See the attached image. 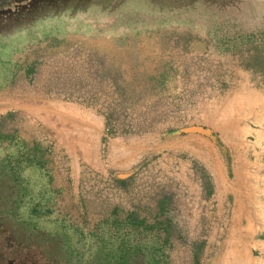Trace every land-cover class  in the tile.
Returning a JSON list of instances; mask_svg holds the SVG:
<instances>
[{
    "label": "rangeland",
    "instance_id": "1",
    "mask_svg": "<svg viewBox=\"0 0 264 264\" xmlns=\"http://www.w3.org/2000/svg\"><path fill=\"white\" fill-rule=\"evenodd\" d=\"M222 1L73 0L0 31V219L18 238L56 264H222L234 222L264 264V0Z\"/></svg>",
    "mask_w": 264,
    "mask_h": 264
},
{
    "label": "flooded vegetation",
    "instance_id": "2",
    "mask_svg": "<svg viewBox=\"0 0 264 264\" xmlns=\"http://www.w3.org/2000/svg\"><path fill=\"white\" fill-rule=\"evenodd\" d=\"M73 0H0V31H9L15 25L31 21L36 14L43 17L47 10L67 7ZM86 0H75L81 6ZM209 2L211 0H208ZM222 1V5L237 4L238 1ZM48 12V13H47ZM41 17V16H40ZM11 219H0V264H56V261L42 255L40 239L26 241L25 236H16ZM32 241V242H31ZM56 246V245H55Z\"/></svg>",
    "mask_w": 264,
    "mask_h": 264
},
{
    "label": "bare ground",
    "instance_id": "3",
    "mask_svg": "<svg viewBox=\"0 0 264 264\" xmlns=\"http://www.w3.org/2000/svg\"><path fill=\"white\" fill-rule=\"evenodd\" d=\"M250 99H251V101L254 100L255 102H257L259 100V97L257 95H255V96H251ZM232 104L233 103H230V104L228 103V105L222 106L211 119V123L215 127L219 128L222 132H225V130H227L231 119L234 117L235 111L230 109L232 107ZM52 107L57 109V110L68 112V113H78V114L86 113L84 111H80L79 109H77L73 106L62 107V105L57 104V103L52 104ZM227 132H228V130H227ZM206 149H208V148H206ZM209 149H210V147H209ZM222 175L223 174H221V172L219 170L217 173V177L219 179L218 181L224 185L225 176L224 175L222 176ZM240 201H241V198L239 199L238 197L235 200L236 208H237L236 213H239V215L245 209L244 206L240 203ZM235 224H237V223L233 222L231 229L228 231V234H227V240L228 241H227V246H226V252H224L223 259H222L221 263L222 264H251V261H250L251 258L250 257H249L250 259L248 258V254L246 252V246L244 247V244L241 242L244 239L243 234L241 233V231H239L240 230L239 226H236Z\"/></svg>",
    "mask_w": 264,
    "mask_h": 264
},
{
    "label": "crops",
    "instance_id": "4",
    "mask_svg": "<svg viewBox=\"0 0 264 264\" xmlns=\"http://www.w3.org/2000/svg\"><path fill=\"white\" fill-rule=\"evenodd\" d=\"M9 94H3V96H0V115L5 114L6 112L11 110V107L13 102L9 101ZM15 111H20L24 112V114H26L27 116L31 115L33 110H32V106H29L28 104H25L24 102H19V103H14V112ZM29 114V115H28ZM258 131V130H256ZM21 135V132H20ZM22 139H24L26 142H29L28 139H26L23 135ZM81 140L79 141V147H82L81 145Z\"/></svg>",
    "mask_w": 264,
    "mask_h": 264
},
{
    "label": "trees",
    "instance_id": "5",
    "mask_svg": "<svg viewBox=\"0 0 264 264\" xmlns=\"http://www.w3.org/2000/svg\"><path fill=\"white\" fill-rule=\"evenodd\" d=\"M17 173V172H16ZM18 176V173L16 174V176H14L15 177V180H14V182L18 185V178H19V176ZM5 185H6V183L5 182H3L1 185H0V190H3V189H1V187H5ZM6 188V187H5ZM131 226H133V227H139L140 225H141V223H138V222H133V224H130Z\"/></svg>",
    "mask_w": 264,
    "mask_h": 264
}]
</instances>
